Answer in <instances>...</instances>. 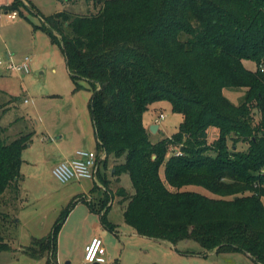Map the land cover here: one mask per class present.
<instances>
[{
	"label": "trees",
	"instance_id": "16d2710c",
	"mask_svg": "<svg viewBox=\"0 0 264 264\" xmlns=\"http://www.w3.org/2000/svg\"><path fill=\"white\" fill-rule=\"evenodd\" d=\"M22 4L14 0L3 9L20 15ZM93 4L100 5L96 14L63 11L41 17L36 28L62 48L71 79L90 86L104 170L111 156V175H128L134 190L114 192L127 202L125 224L138 236L174 247L193 241L205 252L244 253L264 264V0ZM244 61L254 62L255 70L245 69ZM224 89H243V102L232 104ZM158 102H168L182 120L171 137L153 143L143 115ZM209 129L216 134L212 142ZM28 140L6 143L0 136V198L18 184ZM238 143L246 149L236 150ZM176 146L181 156L169 152ZM98 177L104 193L88 206L112 231L106 220L110 182ZM59 223L40 248L51 255L49 264H59ZM7 247L0 237V251Z\"/></svg>",
	"mask_w": 264,
	"mask_h": 264
},
{
	"label": "rangeland",
	"instance_id": "374dc122",
	"mask_svg": "<svg viewBox=\"0 0 264 264\" xmlns=\"http://www.w3.org/2000/svg\"><path fill=\"white\" fill-rule=\"evenodd\" d=\"M26 1L28 5L20 7L21 14L10 20V12L3 8L14 0H0V136L6 143L29 137L21 156L18 184H12L0 198V237L8 246L0 251V264H49L51 255L40 254V248L52 236L58 221L63 224L58 235L60 264H82L83 245L94 235L101 237L106 256L115 264H257L244 253L215 254L205 252L193 241H182L174 247L135 235L123 220L127 202L114 198L118 188L129 195L134 190L128 175H111L115 163L111 156L106 170L102 163L105 159L101 160L98 173L110 182L113 196L106 220L115 232H94L93 222L100 223V216L90 211L87 202L94 203L103 195L102 181L97 176L96 183L84 179L63 184L53 174L54 167L76 151L102 152L89 111L92 91L85 81L71 79L62 48L36 27L43 25L41 17L63 11L72 15L96 14L100 5L93 4V0ZM7 54L16 64L30 58V73L23 77L7 70ZM243 66L249 71L256 68L252 61H244ZM223 95L234 105L244 100L243 89H224ZM181 120V115L172 113L168 102L150 105L143 115L145 128L149 123L159 125L156 135H150L146 128L153 143L176 133ZM207 137L212 142L216 134L209 129ZM246 147L238 143L236 150ZM174 149L179 148L170 147L169 152L172 154ZM160 176L163 178V167ZM186 189L212 196L200 187ZM29 249L36 255L29 254Z\"/></svg>",
	"mask_w": 264,
	"mask_h": 264
},
{
	"label": "built area",
	"instance_id": "2783aa9c",
	"mask_svg": "<svg viewBox=\"0 0 264 264\" xmlns=\"http://www.w3.org/2000/svg\"><path fill=\"white\" fill-rule=\"evenodd\" d=\"M18 16L17 12H12L8 15L9 18H16ZM1 61V60H0ZM31 60L26 58L21 64H16L8 56L7 70L25 76L31 71ZM28 102V99L25 100ZM163 116L160 115V118ZM179 149H174V156H181L182 153ZM106 158L105 152L102 151L100 154L91 151H76L72 157L65 158L59 164H57L53 169L54 176L63 184L70 181H80V180H93L95 183L97 181L99 164L101 160ZM264 174V168L261 170ZM90 198H88L89 201ZM106 248L103 244V240L95 236L89 240V242L84 246L83 250V264H115V260H111L106 256Z\"/></svg>",
	"mask_w": 264,
	"mask_h": 264
},
{
	"label": "crops",
	"instance_id": "0c3cea01",
	"mask_svg": "<svg viewBox=\"0 0 264 264\" xmlns=\"http://www.w3.org/2000/svg\"><path fill=\"white\" fill-rule=\"evenodd\" d=\"M24 3L26 4V5H28V2L26 1V0H24ZM7 6H9V5H7ZM7 6H5V7H7ZM9 14H11V13H9ZM9 14H7V17H8V15ZM19 16V15H18ZM17 16V17H18ZM16 17V18H17ZM16 18H14V19H12V18H9L8 17V19H10V20H15ZM7 56H9L11 59H12V55L11 54H7ZM24 77V76H23ZM153 125H157V124H155V123H149L148 124V126L146 127L147 129L148 128H150V127H152ZM158 126V128H157V130H156V132L157 131H160V128H159V125H157ZM155 132V133H156ZM149 133V132H148ZM154 133V134H155ZM214 133V132H213ZM150 135H151V133H149ZM153 134V135H154ZM163 134V133H162ZM156 135V134H155ZM158 141H160V139L158 140ZM157 141V142H158ZM156 143V142H155ZM89 197V196H88ZM90 198V197H89ZM114 198H115V196H114ZM117 198V197H116ZM91 202V201H90ZM88 203V202H87ZM110 225V224H109ZM110 226H112L113 227V229H112V231L111 232H115V227L113 226V225H110ZM101 229H105L102 225H101V222L99 223L98 221H95V222H93V230H94V232L96 233V232H98V231H100ZM102 231V230H101ZM136 235V234H135ZM94 236H98L99 237V235H94ZM101 238V237H100ZM145 238V237H144ZM91 239V238H90ZM89 239V240H90ZM89 240L88 241H86L85 243H84V245H83V248H84V246L89 242ZM167 243V242H166ZM168 244H170V243H168ZM171 245V244H170ZM106 254H107V252H106ZM109 258V257H108ZM58 263H59V257H58ZM60 264V263H59ZM83 264V263H82Z\"/></svg>",
	"mask_w": 264,
	"mask_h": 264
},
{
	"label": "water",
	"instance_id": "95a60500",
	"mask_svg": "<svg viewBox=\"0 0 264 264\" xmlns=\"http://www.w3.org/2000/svg\"><path fill=\"white\" fill-rule=\"evenodd\" d=\"M158 126L157 125H153L152 127L149 128V132L151 134H154L157 130ZM153 159L155 158V156L152 157Z\"/></svg>",
	"mask_w": 264,
	"mask_h": 264
}]
</instances>
